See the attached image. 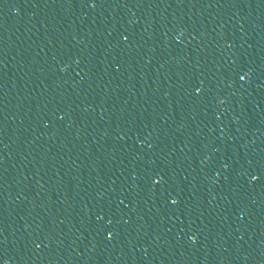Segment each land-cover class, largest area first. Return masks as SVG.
I'll list each match as a JSON object with an SVG mask.
<instances>
[{"label":"water","instance_id":"1","mask_svg":"<svg viewBox=\"0 0 264 264\" xmlns=\"http://www.w3.org/2000/svg\"><path fill=\"white\" fill-rule=\"evenodd\" d=\"M91 3L0 0V264H264V0Z\"/></svg>","mask_w":264,"mask_h":264},{"label":"snow or ice","instance_id":"2","mask_svg":"<svg viewBox=\"0 0 264 264\" xmlns=\"http://www.w3.org/2000/svg\"><path fill=\"white\" fill-rule=\"evenodd\" d=\"M91 6H92V7H95V6H96V4H95V0H92ZM124 39L127 40L128 37L125 36ZM241 79H244V76H241ZM61 119H63V117H61ZM155 182H156L157 184H159V183H160V180H156ZM172 203H173V204H176L177 201H176V200H172ZM108 238L111 239V238H112V235L109 234Z\"/></svg>","mask_w":264,"mask_h":264}]
</instances>
